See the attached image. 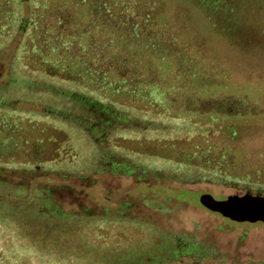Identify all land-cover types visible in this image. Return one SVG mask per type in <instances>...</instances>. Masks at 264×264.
I'll return each mask as SVG.
<instances>
[{
    "label": "trees",
    "instance_id": "trees-1",
    "mask_svg": "<svg viewBox=\"0 0 264 264\" xmlns=\"http://www.w3.org/2000/svg\"><path fill=\"white\" fill-rule=\"evenodd\" d=\"M94 2L0 0L2 264L199 257L200 243L168 224L183 201L169 192L264 181V153L250 145L264 128L227 124L242 91L264 81L261 22L225 30L202 25L193 3ZM98 187L109 204L95 201Z\"/></svg>",
    "mask_w": 264,
    "mask_h": 264
},
{
    "label": "rangeland",
    "instance_id": "rangeland-1",
    "mask_svg": "<svg viewBox=\"0 0 264 264\" xmlns=\"http://www.w3.org/2000/svg\"><path fill=\"white\" fill-rule=\"evenodd\" d=\"M171 9H175L172 7ZM166 15V14H165ZM173 14H170L171 16ZM168 16V14H167ZM246 105L251 112L250 121L256 122L257 127L264 128V81L258 83L257 89L242 91ZM233 122V121H228ZM234 123V122H233ZM263 133L254 136L250 145L255 152L264 153V130ZM259 153V155H260ZM261 184V185H259ZM254 194L264 195V181L245 186L244 183L233 181L217 182L211 184H199L194 186L191 193H171L183 201L174 199L172 201V215L169 216L168 224L175 233H182L200 243L203 252L201 256L194 254L182 255L174 259L171 264H256L264 261V223H237L217 212H213L202 205L201 196L210 193L218 199H225L232 194H243L246 191ZM144 190L145 187L143 186ZM95 201L102 204H109L101 194V188L93 191ZM11 199V198H5ZM78 202L72 206L77 207ZM6 247L0 245V260H6L4 253ZM17 259L18 257L15 256ZM29 261L24 258L23 261ZM31 262L33 261L30 258ZM12 264V263H10Z\"/></svg>",
    "mask_w": 264,
    "mask_h": 264
},
{
    "label": "flooded vegetation",
    "instance_id": "flooded-vegetation-1",
    "mask_svg": "<svg viewBox=\"0 0 264 264\" xmlns=\"http://www.w3.org/2000/svg\"><path fill=\"white\" fill-rule=\"evenodd\" d=\"M90 1L92 0H87V3H85L87 4L86 6H93L92 3H89ZM242 1L246 2V0H102V4L100 5L96 2L94 3L99 7H184L193 3L196 5V7H194L196 8L195 12L202 25L209 24L215 26L216 24V27H222L227 30L228 27H236L241 24L248 28L247 26L254 27L253 23L250 24V22L252 19L257 18L261 24L256 25L255 28H257L259 34L262 35L264 33V0H260L261 3L257 6L258 11L252 14L248 12V7H239V3H242ZM150 12L151 11L149 10L145 11V16ZM198 30L201 31L200 29ZM250 31L255 30L252 28ZM261 38L264 39V34ZM242 62L245 67H249V60L244 59ZM259 67L261 70H264L263 59ZM240 111L241 116L239 119L233 121L234 123H227L230 127H235L237 133H240V129H238L240 125L251 124V117L248 116L251 112L247 105H245ZM235 113L239 114V111H236ZM233 132L234 131L232 130L230 133L233 134ZM202 252L203 250L200 251V254ZM256 264H264V261L257 262Z\"/></svg>",
    "mask_w": 264,
    "mask_h": 264
},
{
    "label": "water",
    "instance_id": "water-1",
    "mask_svg": "<svg viewBox=\"0 0 264 264\" xmlns=\"http://www.w3.org/2000/svg\"><path fill=\"white\" fill-rule=\"evenodd\" d=\"M203 206L220 213L237 223H264V195L246 191L232 194L225 199H218L210 193L201 196Z\"/></svg>",
    "mask_w": 264,
    "mask_h": 264
}]
</instances>
